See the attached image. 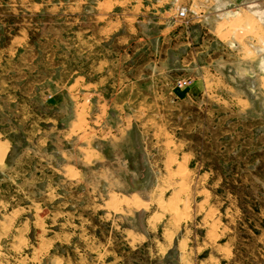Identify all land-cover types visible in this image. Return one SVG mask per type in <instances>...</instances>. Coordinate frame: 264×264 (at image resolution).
Here are the masks:
<instances>
[{"label":"rangeland","instance_id":"1","mask_svg":"<svg viewBox=\"0 0 264 264\" xmlns=\"http://www.w3.org/2000/svg\"><path fill=\"white\" fill-rule=\"evenodd\" d=\"M101 1L0 0V264H264V0L103 2L205 14L222 59L208 79L179 42L96 115L75 98V14Z\"/></svg>","mask_w":264,"mask_h":264},{"label":"crops","instance_id":"2","mask_svg":"<svg viewBox=\"0 0 264 264\" xmlns=\"http://www.w3.org/2000/svg\"><path fill=\"white\" fill-rule=\"evenodd\" d=\"M106 1L102 0L98 3L95 14L89 16L75 14L79 23V27L75 29V47L80 58L86 60L84 68L80 67L79 72H74L76 74L74 82L78 83L75 88V98L96 97L95 107L100 109L96 115H101L105 108L112 105V100L120 97L128 98L133 93L132 86L142 87L144 79L151 78L150 75H146V68L161 66L166 59V51L172 53V46L179 42L190 53V56L182 59L181 63L185 66L207 69V78L216 79L209 72L210 67L222 57H215L209 51V47L212 43L221 41L217 35L219 23L214 21L215 25L209 23V26H206L205 14H199L195 20L180 28L176 22L161 21L159 17L156 18L157 15L163 17L166 14H129L126 4H120L123 9L119 14L114 13L112 8H118L117 5H111V9L101 7ZM262 15L252 14V18L261 25L264 33L260 21ZM159 42L166 47L164 49L162 46L157 47ZM250 45L253 46L256 54L258 50L264 51L263 42L262 47L257 49L254 45L260 44L251 38ZM234 46L240 49L239 54L243 52L240 44L236 46V40ZM246 46L250 49V46ZM113 68L118 72L112 73ZM106 87L111 89L106 90ZM135 94L140 93L136 90ZM127 103L128 101H121L117 107L122 108ZM91 106L92 104L89 109Z\"/></svg>","mask_w":264,"mask_h":264},{"label":"bare ground","instance_id":"3","mask_svg":"<svg viewBox=\"0 0 264 264\" xmlns=\"http://www.w3.org/2000/svg\"><path fill=\"white\" fill-rule=\"evenodd\" d=\"M6 152H7V145H4V144H0V165H1V163H2V160H3V158H4V155L6 154ZM92 155V154H91ZM66 169H68V167L66 168ZM66 169H65V171H66ZM69 169H71V168H69ZM68 169V170H69ZM67 170V171H68ZM66 171V172H67ZM70 178V177H69ZM184 192V191H183ZM161 197V196H160ZM180 201V200H179ZM123 202L124 203H126L127 205L129 204H132V205H135V206H137V207H140V208H142V207H145L146 206V204H144V203H142V202H140L139 200H138V198L136 197V196H134L133 198H132V200H131V203H129V201H128V199H125V200H123ZM159 206L160 207H162L163 205V203H162V201H159ZM138 209V208H137ZM163 210V209H162ZM174 210V209H173ZM174 213V212H173ZM183 216V215H182ZM6 227V226H5ZM168 234V233H167ZM172 236V235H171ZM165 252V251H164Z\"/></svg>","mask_w":264,"mask_h":264},{"label":"built area","instance_id":"4","mask_svg":"<svg viewBox=\"0 0 264 264\" xmlns=\"http://www.w3.org/2000/svg\"><path fill=\"white\" fill-rule=\"evenodd\" d=\"M176 16L178 18L179 21L188 24V18H187V10L185 8H178L177 12H176ZM191 82L189 80L186 79H179L176 81V86L178 88H182L185 86H188Z\"/></svg>","mask_w":264,"mask_h":264}]
</instances>
